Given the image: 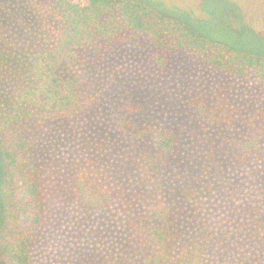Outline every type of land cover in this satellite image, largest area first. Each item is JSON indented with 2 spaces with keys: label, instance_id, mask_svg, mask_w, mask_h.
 Instances as JSON below:
<instances>
[{
  "label": "trees",
  "instance_id": "obj_1",
  "mask_svg": "<svg viewBox=\"0 0 264 264\" xmlns=\"http://www.w3.org/2000/svg\"><path fill=\"white\" fill-rule=\"evenodd\" d=\"M242 2L227 0L233 29L264 39L247 22L249 1ZM200 4L202 8L203 0ZM54 6L59 19L54 44L36 49L23 69L11 70L12 76L15 72L25 76L24 85L9 103L0 100L5 178L0 264H33L31 250L39 227L46 223L48 204L39 171L29 162L25 127L38 116L40 121L71 119L89 107L91 100L68 74L87 51L145 41L159 69L174 56L185 55L221 74L264 83V57L200 36L184 19L162 15L144 0H54ZM6 57L0 52V71ZM193 113L211 129L204 135L206 142L218 134L223 141L220 146L202 147L193 162L183 160L180 133L122 118L119 132L134 143L138 156L137 161L132 159L139 169L136 190L102 187L89 173L77 174L69 182L79 212L106 213L113 207L122 212L123 264H212L218 255L246 263L262 260L264 116L248 127L245 137L235 140L225 135L231 121L217 110L197 102ZM167 177L174 183V194L164 187ZM213 190L218 193L210 203H217L213 223L223 216L217 229L206 230L200 238L185 235L178 225L183 207L212 197Z\"/></svg>",
  "mask_w": 264,
  "mask_h": 264
},
{
  "label": "rangeland",
  "instance_id": "obj_2",
  "mask_svg": "<svg viewBox=\"0 0 264 264\" xmlns=\"http://www.w3.org/2000/svg\"><path fill=\"white\" fill-rule=\"evenodd\" d=\"M144 1L162 15L184 19L200 36L264 57V39H257L254 32L244 35L233 29L235 23L227 18V0H203L202 8L201 0ZM232 1L243 4L244 0ZM247 1L251 5L247 22L264 35V0ZM58 20L54 0H0V52L7 56L5 69L0 71L3 103H9L24 85L25 76L21 72L12 76L11 70L23 69L36 49L54 44ZM9 56L17 60L15 64ZM151 57L145 41L87 51L80 63L68 68V74L91 100L89 107L76 118L40 121L38 116L25 127L29 162L39 171L48 204L46 223L34 238L33 264H123L122 212L115 207L106 213L79 212L69 191L70 180L80 173H89L105 188L136 190L139 169L132 159L138 156L134 143L119 132L122 118L146 128L180 133L183 160L191 163L202 147L223 142L220 134L211 143L205 141L204 135L211 129L194 115L197 102L226 116L231 124L225 135L235 140L245 137L248 127L264 116L263 82L221 74L185 55L174 56L159 69ZM3 168L0 151L2 225ZM167 179L164 187L174 194V183ZM214 190L212 197L203 196L183 207L178 225L185 235L200 238L206 230L217 229L223 216L213 223L218 215L217 203L210 204L218 194ZM212 264H264V253L260 263L218 255Z\"/></svg>",
  "mask_w": 264,
  "mask_h": 264
}]
</instances>
